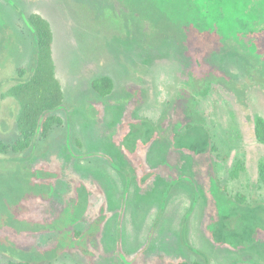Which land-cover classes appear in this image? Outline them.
Returning <instances> with one entry per match:
<instances>
[{
	"label": "rangeland",
	"instance_id": "rangeland-1",
	"mask_svg": "<svg viewBox=\"0 0 264 264\" xmlns=\"http://www.w3.org/2000/svg\"><path fill=\"white\" fill-rule=\"evenodd\" d=\"M30 13L53 32L63 123L0 155V264H264V144L253 132L264 3L0 0L6 142L18 137L6 90L34 59ZM102 75L107 96L91 86ZM169 75L179 87L161 109L157 81Z\"/></svg>",
	"mask_w": 264,
	"mask_h": 264
},
{
	"label": "trees",
	"instance_id": "trees-1",
	"mask_svg": "<svg viewBox=\"0 0 264 264\" xmlns=\"http://www.w3.org/2000/svg\"><path fill=\"white\" fill-rule=\"evenodd\" d=\"M249 7H256L259 11L264 0H247ZM28 24L35 37V52L29 71L19 68L17 76L6 90L18 104L15 122L18 137L12 142L0 139V155H17L30 148L36 137L45 138L51 129L61 125L63 119L56 114L63 104V90L56 77L55 64L52 56L53 32L50 23L38 13H30ZM259 22V21H258ZM261 23V22H260ZM92 88L101 96H107L113 89V80L108 75H102L91 81ZM253 132L256 140L264 144V118L253 116ZM235 167L231 174H236ZM257 173L264 185V159L259 161ZM238 200L243 197L238 194ZM2 249L9 247L0 245ZM5 264H32L24 257H11Z\"/></svg>",
	"mask_w": 264,
	"mask_h": 264
},
{
	"label": "clouds",
	"instance_id": "clouds-1",
	"mask_svg": "<svg viewBox=\"0 0 264 264\" xmlns=\"http://www.w3.org/2000/svg\"><path fill=\"white\" fill-rule=\"evenodd\" d=\"M173 86L179 87V85L175 83V81L172 79L170 75L167 76L162 81L161 80L157 81L156 92L158 93V95L154 97V100H155V103L161 107V109L163 108L165 103L168 101L170 97V89ZM143 115L149 116V118H154L153 114H151L148 111L143 112Z\"/></svg>",
	"mask_w": 264,
	"mask_h": 264
}]
</instances>
